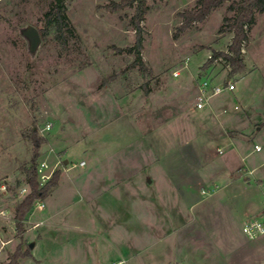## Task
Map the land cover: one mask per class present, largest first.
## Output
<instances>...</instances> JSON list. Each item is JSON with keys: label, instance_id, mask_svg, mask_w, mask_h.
<instances>
[{"label": "rangeland", "instance_id": "1", "mask_svg": "<svg viewBox=\"0 0 264 264\" xmlns=\"http://www.w3.org/2000/svg\"><path fill=\"white\" fill-rule=\"evenodd\" d=\"M110 1H65L75 32L64 48L41 31L54 0H0V226L14 238L0 239V264L39 232L28 231L43 212L35 207L23 239L15 223L30 191V128L48 140L39 164L61 168L59 188L42 199L57 191L60 226L47 235L49 259L19 264H264V241L240 229L264 202V12L243 46L246 70L231 75L222 58L204 68L232 41L220 31L230 1L181 29L178 13L196 0H147L140 60L134 9ZM205 77L236 89L198 109Z\"/></svg>", "mask_w": 264, "mask_h": 264}, {"label": "trees", "instance_id": "2", "mask_svg": "<svg viewBox=\"0 0 264 264\" xmlns=\"http://www.w3.org/2000/svg\"><path fill=\"white\" fill-rule=\"evenodd\" d=\"M65 1L66 0H54L53 4L45 13V28L41 29V31L43 37H45V33L53 31L56 39L64 48H67V31L74 33L75 28L67 14ZM227 1H230L227 12H232L233 14L225 16L220 31L233 32L232 41L228 46V50L213 51V54L205 63L204 68L209 67L215 59L222 58L230 65V74L232 75L235 73H243L246 70L247 65L243 53V46L249 37V30H251L255 23L257 12H264V0H196L191 8L183 10L178 13V15L182 17L183 24L181 29H185L194 21L205 20L212 10ZM109 6L114 11L126 7L134 9V14L131 18V26L137 33L134 49L138 54V60H140L139 54L143 48V27L141 23L150 11V4L147 0H111ZM140 63L143 65V62ZM24 135L32 143L33 156L30 161V166H25L30 191L16 206L15 223L17 235L21 239H23L27 231L26 220L28 214L34 209L38 200L45 199L50 194L51 190L58 185L61 174V168H57L46 184H40L38 158L42 145L48 140L46 137L40 135L35 128H30L29 132H24ZM32 256L30 245L25 251L19 246L17 251L11 255L9 264H19L20 258Z\"/></svg>", "mask_w": 264, "mask_h": 264}, {"label": "built area", "instance_id": "3", "mask_svg": "<svg viewBox=\"0 0 264 264\" xmlns=\"http://www.w3.org/2000/svg\"><path fill=\"white\" fill-rule=\"evenodd\" d=\"M179 74H180L179 71L174 72L175 76H179ZM226 89L230 91L235 90L236 82L228 81L226 84H222V83H215L208 77L203 78L201 83L199 84V93L196 98V108L198 109L204 108L212 95L219 94ZM240 106H243V104H241ZM231 111H232L231 108H226L222 111V115L223 116L230 115ZM254 149L256 151H259L262 149V146L260 144H255ZM85 163L86 162L83 160L80 162V165H85ZM48 170H49L48 162L46 160L42 161L38 167L39 182L41 185L46 184L51 179L54 173V170L52 171H48ZM23 191H27V187H24ZM261 191L264 198V183L261 184ZM44 207H45L44 201L38 200L36 202L35 209L42 210L44 209ZM5 213H6L5 210H2L0 214L5 215ZM242 230L243 233L249 239H256L264 235V202H263V208L259 212L252 214L251 216L247 217L244 220ZM123 262L124 260L121 259L115 264H121Z\"/></svg>", "mask_w": 264, "mask_h": 264}, {"label": "crops", "instance_id": "4", "mask_svg": "<svg viewBox=\"0 0 264 264\" xmlns=\"http://www.w3.org/2000/svg\"><path fill=\"white\" fill-rule=\"evenodd\" d=\"M249 173L250 174H254L255 173V168H249ZM61 183V182H60ZM261 182H260V187H261ZM59 188V185L57 187V189ZM57 191L54 192V194H52L50 197H48L47 202L44 201L45 207L42 210L39 211H43L41 212V216L40 219H36L33 222H35V227L32 229H29L28 231H36L38 230V235H36V233L34 234V236L36 238H34V240L32 242H30V247H31V251H32V255L34 257V259L36 258L37 260H41L42 263L45 261V259H49L50 258V254H54L55 251H53V243H55L53 241V243L51 245H47V242H51V240L49 239L47 241V235L51 237H56L58 235V228L60 226V220H58V206H57ZM259 211V210H258ZM257 211L253 212L256 213ZM44 213V214H43ZM249 216V215H248ZM246 216V218L248 217ZM3 218V217H2ZM0 218V220L2 219ZM245 218V219H246ZM243 219V222L244 220ZM3 221V220H1ZM29 222H32L31 220ZM42 224V225H41ZM5 225V224H3ZM185 227H188V221L185 222ZM243 226V224H242ZM5 227V226H3ZM41 227V230L39 229ZM242 230V227L240 228ZM243 231V230H242ZM4 229H2V225L0 226V239L1 242L4 245H8L9 243H11L13 241V237L7 238V236L4 234ZM29 233V232H28ZM40 234V235H39ZM247 238V237H246ZM36 239L38 241H36ZM250 241H254L259 239V241H264V235L256 238V239H249ZM221 241H223V238H220ZM3 245H0V255L1 253H3L2 251ZM33 257L31 258L33 260ZM252 256H249V259H251ZM117 263V262H116ZM188 264V263H186Z\"/></svg>", "mask_w": 264, "mask_h": 264}, {"label": "water", "instance_id": "5", "mask_svg": "<svg viewBox=\"0 0 264 264\" xmlns=\"http://www.w3.org/2000/svg\"><path fill=\"white\" fill-rule=\"evenodd\" d=\"M27 35L31 38V49H36L40 42V34L36 28H32L27 32Z\"/></svg>", "mask_w": 264, "mask_h": 264}]
</instances>
